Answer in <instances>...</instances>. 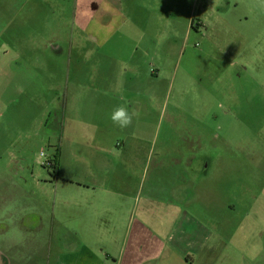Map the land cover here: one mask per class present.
Returning <instances> with one entry per match:
<instances>
[{
  "label": "crops",
  "instance_id": "crops-1",
  "mask_svg": "<svg viewBox=\"0 0 264 264\" xmlns=\"http://www.w3.org/2000/svg\"><path fill=\"white\" fill-rule=\"evenodd\" d=\"M191 1L76 0L67 45L47 46L52 68L59 65L46 76L51 94L58 100L65 92L72 117L69 140L55 151L51 178L37 179L35 205L3 224L0 264H221L219 223L208 210L203 217L209 159L166 140L156 150L145 137L167 69L203 25L201 15L184 13ZM30 9L23 18H37L38 8ZM3 58L0 82L9 89L13 65ZM26 78L24 94L39 81ZM118 105L134 113L124 129L110 119Z\"/></svg>",
  "mask_w": 264,
  "mask_h": 264
},
{
  "label": "rangeland",
  "instance_id": "rangeland-1",
  "mask_svg": "<svg viewBox=\"0 0 264 264\" xmlns=\"http://www.w3.org/2000/svg\"><path fill=\"white\" fill-rule=\"evenodd\" d=\"M28 1L26 10L25 0H0V56L13 65L10 88L0 82V231L35 205L36 181L51 178L72 118L65 92L58 100L51 94L46 76L59 65L52 68L47 46L67 45L76 0ZM31 7L37 18H23ZM184 10L201 15L203 25L167 69L164 99L149 116L154 131L145 137L155 139L156 150L166 140L188 157L195 150L197 159H209L204 182L212 191L204 192L203 217L208 210L219 223L221 264H264V0H192ZM17 58L25 68H17ZM21 71L39 79L27 94Z\"/></svg>",
  "mask_w": 264,
  "mask_h": 264
},
{
  "label": "clouds",
  "instance_id": "clouds-1",
  "mask_svg": "<svg viewBox=\"0 0 264 264\" xmlns=\"http://www.w3.org/2000/svg\"><path fill=\"white\" fill-rule=\"evenodd\" d=\"M134 113H130L128 108L123 105H118L110 114V119L113 124L124 129L132 124Z\"/></svg>",
  "mask_w": 264,
  "mask_h": 264
},
{
  "label": "trees",
  "instance_id": "trees-1",
  "mask_svg": "<svg viewBox=\"0 0 264 264\" xmlns=\"http://www.w3.org/2000/svg\"><path fill=\"white\" fill-rule=\"evenodd\" d=\"M52 166H54V167H55V169L57 168V161H56V159L54 160V162H53Z\"/></svg>",
  "mask_w": 264,
  "mask_h": 264
}]
</instances>
